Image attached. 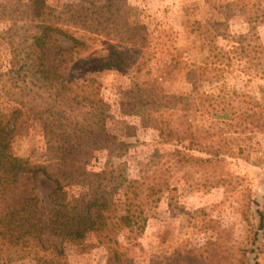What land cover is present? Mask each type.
<instances>
[{
    "label": "trees",
    "instance_id": "16d2710c",
    "mask_svg": "<svg viewBox=\"0 0 264 264\" xmlns=\"http://www.w3.org/2000/svg\"><path fill=\"white\" fill-rule=\"evenodd\" d=\"M225 8L247 17L244 0L226 3ZM0 9L11 23L6 43L9 68L4 74V84L11 85L0 94V264L24 259L69 264L63 243L88 235L108 250L119 237L128 243L138 240L158 204L171 195L178 173L184 183L197 188L220 186L241 194L247 199L243 221L251 223L253 232L246 246L232 252L229 235L214 220H207L211 229L207 242L177 251L164 264H258L264 245V203L260 205L243 178L225 166L247 161L255 151L252 138L264 132V100L242 112L225 102L233 94L229 89L224 92L226 99L203 93V82L213 81L198 65L185 74L192 87L186 95L158 98L153 96L154 83H137L138 90L153 86L152 92L144 89L135 98L121 99L120 114L156 131L159 147L173 144L172 148L157 147L145 163L138 162L131 179L120 168L86 170L96 161V151L117 143L106 126L100 83L90 75L106 69L144 71L132 61L130 49L148 44L145 26L128 20L124 0H75L68 8L51 12L45 0H17ZM198 35L213 48L219 36L207 27ZM91 37L117 44L104 59H91L87 56ZM62 41L68 43L66 48ZM131 92L126 91V96ZM204 114L209 117L206 127L201 123ZM32 118L39 123L47 163L30 167L14 155L12 142L28 131ZM40 178L52 185L45 207L36 194Z\"/></svg>",
    "mask_w": 264,
    "mask_h": 264
},
{
    "label": "rangeland",
    "instance_id": "374dc122",
    "mask_svg": "<svg viewBox=\"0 0 264 264\" xmlns=\"http://www.w3.org/2000/svg\"><path fill=\"white\" fill-rule=\"evenodd\" d=\"M15 1L0 0V5ZM19 1L25 3L27 0ZM232 1L236 0H124L128 20L144 25L148 32L146 47L130 49L132 61L141 64L144 71L138 74L130 71L128 74L106 69L91 73L90 76L100 83L99 96L105 105L106 126L109 132L116 135L117 143L110 149L96 151V161L90 162L86 170L98 172L103 168H120L124 176L131 179L135 176L138 162L145 163L159 147L156 131L141 128L137 118L120 114L118 104L121 99L135 98L144 89L152 92L153 86H142L138 90L135 88L137 83H154L153 96L158 98L162 95H186L192 87L185 74L192 66L198 65L207 70L213 81L203 82V93L213 92L214 98L226 99L224 92L229 89L233 94L225 102L239 106L242 112H247L254 102L264 100V0H244L248 4L247 17L235 13L233 8L223 9L226 3ZM45 2L50 8L47 12H51L68 8L75 0ZM215 22H220L222 26H214ZM10 24L0 9V94L11 85L4 84L10 60L6 49ZM205 27L219 34L214 48L208 47L198 35ZM87 43L90 45L87 56L97 60L107 57L117 44L102 37H91ZM67 45L62 41L64 48ZM177 63L179 65L175 69ZM150 69L151 72L145 74ZM168 73L170 76H167ZM129 89L132 92L126 96ZM201 117L198 116L197 120L201 119L204 127L208 126L209 117L206 114ZM27 128L24 135L13 139L12 152L21 163L30 167L44 165L47 157L38 121L32 118ZM172 146L164 145L159 149L168 150ZM252 148L255 151L251 152L247 161H230L225 169L243 178V185L263 205L264 132L254 134ZM38 181L36 194L45 207L52 185L43 178ZM172 188L171 195L158 204L154 217L148 221L138 240L128 243L119 237L111 250L98 245L91 235L77 242H64L69 264H164V259L172 257L177 251L207 242L211 232L207 220H214V225L229 235L232 252L247 245L253 231L251 223L243 221V217L248 215L247 199L241 194L220 186L208 190L197 188L184 183L179 173L174 174ZM255 244L259 247L261 241L257 240ZM262 250L257 258L258 264H264V245ZM8 264L36 263L24 259Z\"/></svg>",
    "mask_w": 264,
    "mask_h": 264
}]
</instances>
